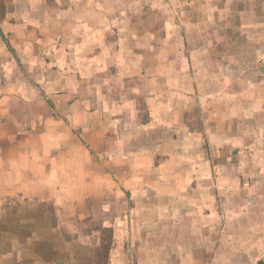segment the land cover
I'll return each instance as SVG.
<instances>
[{"label": "crops", "instance_id": "crops-1", "mask_svg": "<svg viewBox=\"0 0 264 264\" xmlns=\"http://www.w3.org/2000/svg\"><path fill=\"white\" fill-rule=\"evenodd\" d=\"M264 264V0H0V264Z\"/></svg>", "mask_w": 264, "mask_h": 264}, {"label": "trees", "instance_id": "trees-1", "mask_svg": "<svg viewBox=\"0 0 264 264\" xmlns=\"http://www.w3.org/2000/svg\"><path fill=\"white\" fill-rule=\"evenodd\" d=\"M259 264H262V263H259Z\"/></svg>", "mask_w": 264, "mask_h": 264}]
</instances>
